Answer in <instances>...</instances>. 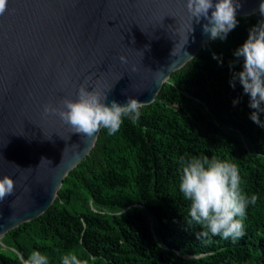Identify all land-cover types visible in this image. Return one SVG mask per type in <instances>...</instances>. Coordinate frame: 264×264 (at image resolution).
<instances>
[{"label": "trees", "instance_id": "trees-1", "mask_svg": "<svg viewBox=\"0 0 264 264\" xmlns=\"http://www.w3.org/2000/svg\"><path fill=\"white\" fill-rule=\"evenodd\" d=\"M261 19L258 11L237 17L226 39H208L136 123L124 118L114 135L101 128L49 207L0 238V264H24L34 250L49 264L70 252L87 264H264V127L250 119L242 85L230 84L243 68L242 59L230 68L234 52ZM193 156L235 163L242 192L257 196L242 237H196L202 227L189 224L179 190Z\"/></svg>", "mask_w": 264, "mask_h": 264}, {"label": "water", "instance_id": "water-1", "mask_svg": "<svg viewBox=\"0 0 264 264\" xmlns=\"http://www.w3.org/2000/svg\"><path fill=\"white\" fill-rule=\"evenodd\" d=\"M261 2L240 0L237 17ZM205 23L192 21L186 0H8L0 15V177L12 176L16 188L0 201V238L49 207L98 136L45 116L44 106L75 100L82 85L107 93L109 104L128 96L152 103L211 38Z\"/></svg>", "mask_w": 264, "mask_h": 264}, {"label": "clouds", "instance_id": "clouds-1", "mask_svg": "<svg viewBox=\"0 0 264 264\" xmlns=\"http://www.w3.org/2000/svg\"><path fill=\"white\" fill-rule=\"evenodd\" d=\"M7 6L8 0H0V15L6 12ZM241 6L240 0H186L190 18L197 23L201 19L206 20L203 31L210 33L212 40L226 39L237 27V10ZM258 13L264 17V2L260 3ZM234 56L237 59L230 62V68L234 69L241 59L243 68L233 71L230 84L233 88L237 81L242 85L244 94L250 98L249 107L254 110L250 119L264 127V121L260 118L264 113V19L249 29L246 41L236 49ZM213 58L222 63V58L215 54ZM120 59L127 62L123 56ZM107 101V93L102 94L95 89L89 91L82 85L75 100L65 98L60 108L45 105L44 115H58L74 132L92 138L101 128L107 129L109 135L116 134L124 118L136 123L144 106L143 102L132 96H128L124 103L112 100L109 104ZM233 103H238V100ZM44 160L47 159H42L41 163ZM240 184L241 177L235 163L216 158L210 160L207 156H193L184 162L179 190L184 199L190 202L189 224L194 222L202 227V231L195 234L198 239L207 238L210 234L224 239L244 235L246 210L249 204H256L257 196L249 197L243 193ZM15 188L16 181L12 176L0 177V201L14 194ZM24 264H49V258L34 250ZM62 264L87 262L70 252L62 257Z\"/></svg>", "mask_w": 264, "mask_h": 264}]
</instances>
